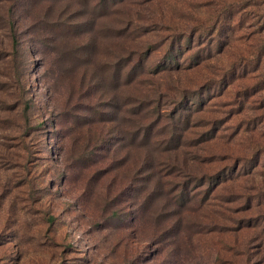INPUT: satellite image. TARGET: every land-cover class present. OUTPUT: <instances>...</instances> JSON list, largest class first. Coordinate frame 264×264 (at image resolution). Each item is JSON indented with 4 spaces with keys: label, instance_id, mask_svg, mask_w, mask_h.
I'll return each mask as SVG.
<instances>
[{
    "label": "rangeland",
    "instance_id": "rangeland-1",
    "mask_svg": "<svg viewBox=\"0 0 264 264\" xmlns=\"http://www.w3.org/2000/svg\"><path fill=\"white\" fill-rule=\"evenodd\" d=\"M34 1L15 2V50L0 11V264H264V0ZM147 48L120 91L186 117L158 187L92 123L112 61Z\"/></svg>",
    "mask_w": 264,
    "mask_h": 264
},
{
    "label": "trees",
    "instance_id": "trees-1",
    "mask_svg": "<svg viewBox=\"0 0 264 264\" xmlns=\"http://www.w3.org/2000/svg\"><path fill=\"white\" fill-rule=\"evenodd\" d=\"M36 1L37 4L34 1L36 6H42V4L45 6L48 3V0ZM15 2H17L16 5L19 4L16 7H20L21 11L23 12L26 10L29 3H31V0H0V4L3 5V8H0L1 13L3 14L1 15L2 23L5 25V29H8L10 33L11 43L14 50L17 48V40L13 32L15 26L13 19L15 16ZM56 25L57 23L49 24L51 27H57L58 25ZM59 25L61 29L64 28V24ZM46 26L48 25L44 24V27ZM75 26L80 27L81 23L78 22L75 24ZM85 46V44L81 45L82 48ZM87 47L89 48V51L92 48V46L90 47L88 44ZM173 51L174 48L169 50L167 54L169 56L170 66L178 61V55L173 54ZM151 55L152 50L149 48L145 50H139L138 52L132 50V52L127 54V59L125 61H123L122 58L118 56L112 61L110 77L112 82H114L115 88H113V92H115L108 103L101 101L100 104L97 105L93 114V116H95L97 119L92 123L95 126V135L99 133V135H96L94 139L100 149H103L105 145L113 143H119L123 145V142L127 141L128 146L133 147L130 150H135L138 154L137 168L141 169L142 167L145 170L144 172L137 174L134 172V174L146 175L145 178L148 181L155 179L157 182L156 186L158 187L160 186L159 182L161 180V175H165L162 170H174L176 167L174 164L175 162L167 164L165 161L169 159L171 161V158H175L178 155V152L182 146L181 141L183 137L182 135L178 137L177 130L180 121L186 117L182 113L183 110L182 112H176L169 120L170 127H165L164 122H161V120L158 119L160 116V96L157 99L149 100L147 95L139 94L137 90L131 94L127 93L125 90L120 91L122 87L130 85H134L133 87H136L139 84L142 77L146 74ZM154 70L155 73L168 71L164 64H158ZM147 72L150 73V71ZM156 92L160 93L159 90H156ZM148 102H150L149 107H152V105L154 107L153 111L151 112L148 110ZM28 109L29 106L26 103L23 108V113H26ZM108 109L115 110V116L113 118H107L109 115L107 113ZM177 110H179V108H177ZM186 111L190 112V107L187 108ZM105 116L106 118H104ZM119 119L124 120V122L121 124ZM108 124L110 125L109 127H112V129H110L112 136L107 140L106 134H104V132L101 130H104V127H106ZM72 125L74 124L72 123ZM162 139L164 141H161ZM164 144L166 145L163 146ZM167 146H172V148L165 149L164 147ZM158 147L160 149L163 147V150L159 153H156V155L153 157L146 154V157L144 158V154L149 149L153 148L156 152ZM164 155L169 156L164 158ZM172 173H174V171L169 172L167 176L172 175ZM182 186L183 188H187L186 185ZM159 189L163 188L160 187Z\"/></svg>",
    "mask_w": 264,
    "mask_h": 264
}]
</instances>
